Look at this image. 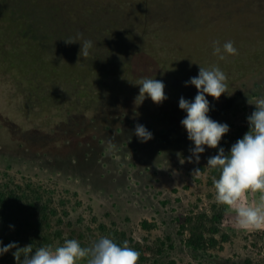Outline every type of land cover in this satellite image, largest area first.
Masks as SVG:
<instances>
[{
  "label": "trees",
  "instance_id": "16d2710c",
  "mask_svg": "<svg viewBox=\"0 0 264 264\" xmlns=\"http://www.w3.org/2000/svg\"><path fill=\"white\" fill-rule=\"evenodd\" d=\"M77 33L94 42L87 57L79 56L78 43L63 41ZM253 36L260 49L246 55L245 38L250 43ZM214 41L234 42L238 54L217 61ZM263 49L264 0H0V155L77 175L100 163L107 149L139 142L136 124L160 146L190 144L178 105L197 90L185 82L199 66L219 63L227 95L207 97L209 115L219 121L264 81ZM245 59L252 64L243 66ZM144 76L165 84L162 104H135ZM248 130L240 127L213 155L221 147L227 153ZM208 172L211 180L219 175ZM43 193L0 183L4 245L35 250L55 242L57 214ZM193 230L187 244L199 248L204 237ZM0 264L17 262L9 252Z\"/></svg>",
  "mask_w": 264,
  "mask_h": 264
},
{
  "label": "rangeland",
  "instance_id": "374dc122",
  "mask_svg": "<svg viewBox=\"0 0 264 264\" xmlns=\"http://www.w3.org/2000/svg\"><path fill=\"white\" fill-rule=\"evenodd\" d=\"M259 19L254 18L256 24ZM253 37L250 43L245 38L246 55L260 49L261 40ZM252 62L241 61L245 67ZM243 97L218 121L230 129L218 147L240 127L248 126L246 118L255 110L252 104L264 97V81ZM176 145L149 141L107 149L100 163L81 170V175L0 155V183L30 185L53 199L51 212L62 219L60 224L56 217L51 226L53 247L66 239H77L88 247L109 237L136 249L138 264H264V229L239 230L235 212L214 199L206 166L216 149L206 148L199 163H190L191 142ZM259 195L249 192L243 202L255 204ZM217 216L221 218L216 220ZM194 228L204 237L199 248L187 244Z\"/></svg>",
  "mask_w": 264,
  "mask_h": 264
},
{
  "label": "clouds",
  "instance_id": "9594fccd",
  "mask_svg": "<svg viewBox=\"0 0 264 264\" xmlns=\"http://www.w3.org/2000/svg\"><path fill=\"white\" fill-rule=\"evenodd\" d=\"M63 41L68 45L78 43L80 57L89 56L94 47V42L84 38L82 33ZM237 54L238 49L232 41L222 45L215 41L212 43V55L217 61H225ZM227 81L228 77L219 63H213L207 67L199 66L198 75L185 82V87L192 86L197 90L194 99L181 97L178 105L186 113L180 123L193 145L187 158L190 163L193 160L199 163L206 148L217 149L222 137L230 130L227 123L210 117L207 98L218 101L222 95H227ZM138 87L135 104L150 99L160 105L167 99L162 80L144 76L140 78ZM252 105L255 110L246 118L249 130L231 145L227 153L221 147L215 155L208 157L206 166L219 173L213 178L216 203L235 212V224L241 231L264 229V97L258 98ZM133 134L141 143L153 139V133L141 124H136ZM249 192L260 194L255 204L243 202ZM9 252H12L17 264H80L81 261L86 264H138L140 259V253L127 241L117 244L109 237H101L88 247L82 246L77 239H66L57 247L48 245L35 250L31 245L21 248L16 242L4 245L0 241V257Z\"/></svg>",
  "mask_w": 264,
  "mask_h": 264
}]
</instances>
